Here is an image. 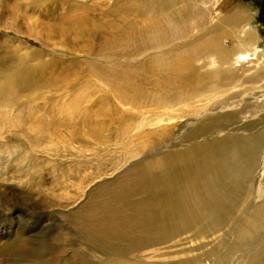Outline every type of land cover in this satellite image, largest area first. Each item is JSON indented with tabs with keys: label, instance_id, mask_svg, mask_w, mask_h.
<instances>
[{
	"label": "rangeland",
	"instance_id": "374dc122",
	"mask_svg": "<svg viewBox=\"0 0 264 264\" xmlns=\"http://www.w3.org/2000/svg\"><path fill=\"white\" fill-rule=\"evenodd\" d=\"M158 1L0 0V264H264V0Z\"/></svg>",
	"mask_w": 264,
	"mask_h": 264
},
{
	"label": "bare ground",
	"instance_id": "6f19581e",
	"mask_svg": "<svg viewBox=\"0 0 264 264\" xmlns=\"http://www.w3.org/2000/svg\"><path fill=\"white\" fill-rule=\"evenodd\" d=\"M161 1L162 0H159L158 2H155L154 4H157ZM205 1H207V2L213 1L212 4H215L216 2H218L219 4H221L220 5L221 7L226 6V2H227L226 0H205ZM215 12H216V14H218V17H223L221 19L227 20L231 24V26L236 24V22H234L235 17H233V15L236 14L238 11L236 12V10L234 8H228V11H227V7H226V12H225L224 9L221 10L219 7H216ZM227 12H229V14ZM179 14L183 15L184 13L180 12ZM202 16H203V18H205V16H206L205 10L203 11ZM232 17H233V19H232ZM170 22H172V21H170ZM170 22L168 24L172 25ZM30 29L32 30V32H37L35 30L34 26H31ZM170 31L173 34L175 33L173 28H171ZM169 33L170 32L166 31L162 34L156 35V37H158V40H157L158 43H163V42L167 41V40L160 41V37H162V35H163V37H166ZM180 33H182V32H180ZM249 40L250 39H249L248 35L246 37L243 36L241 39H239V41H236V43L232 42L230 47L221 45L220 44L221 41L219 43V41H216L214 39H209V38L202 40V42H203V47H206V49L210 50V52L215 54L216 57L217 56L219 57L217 60V63H218V65L221 66V65H227V64L231 63V61H235V63L241 62V63L245 64L244 62L246 60H248V58L252 54L251 43L249 42ZM169 43L170 42L168 40V42L166 44H169ZM214 49L216 51H214ZM179 51L181 54L174 57L173 58L174 60H172L170 62V64H173V66H169L171 69H176L177 71L182 70V67H184L186 64L184 59L187 56L184 54H189V53L194 54V52H196V46L193 44L190 48H186V49L179 50ZM153 59H154V63H152L153 67L160 68L163 65L162 63H159L162 61V59H158V57L153 58ZM215 71L217 72V74L224 73V71H222L220 69H216ZM227 71H228L227 75L230 76L231 80H233L234 76H235V72L233 70H231L230 68ZM260 76H261V74H260ZM252 77H254V78L258 77L257 79H259L258 75L251 76V78ZM121 85H122L121 87L124 89L125 93L135 94L137 92V90H140L139 88H136L135 85L133 84V82H130L129 80L125 81ZM139 94H142V90H140ZM193 95H194V97H196L195 94H193ZM256 169H258V163L256 165ZM179 185H180V183H179ZM200 201H201V199H199L197 196H195V198H193V195H191V196H188V198L185 197V199L182 200V203H181V201L179 202L180 205L181 204L184 205V210L187 214V217L185 219L181 218L179 220V222L176 223V227H179L177 229H180V230L192 229L193 230L196 227H198L197 225H199L204 220V215L201 212H199L200 211L199 209H201ZM149 207L151 208V204L149 205ZM159 207H160L159 204H158V206L154 205V210L155 209L158 210ZM153 211L151 212V218L148 221V224L151 223L150 229L153 230L155 233L159 232L160 230L165 231L163 228L165 227L164 224H165V221L167 219V216H165L163 219L156 220V218H154L156 215L153 213ZM152 216L154 219H152ZM179 216H180V211H179ZM209 216L211 217V215H209ZM169 222L173 223V221H169ZM170 223H168L166 225V227L170 226Z\"/></svg>",
	"mask_w": 264,
	"mask_h": 264
}]
</instances>
